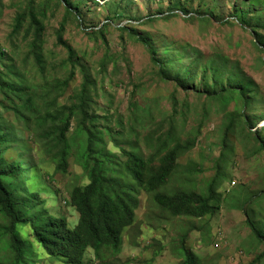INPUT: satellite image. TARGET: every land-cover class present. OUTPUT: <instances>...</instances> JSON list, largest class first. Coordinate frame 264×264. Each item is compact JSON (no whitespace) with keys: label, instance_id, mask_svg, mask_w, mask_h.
<instances>
[{"label":"rangeland","instance_id":"obj_1","mask_svg":"<svg viewBox=\"0 0 264 264\" xmlns=\"http://www.w3.org/2000/svg\"><path fill=\"white\" fill-rule=\"evenodd\" d=\"M32 1L38 10L46 2L0 0V123L9 133L4 159L25 169L18 186L39 193L70 228L77 225L70 195L90 182L82 158L86 140L77 131L84 116L102 129L98 150L105 147L122 161L125 151L150 156L173 124L176 140L195 145L178 158L161 190L207 195L213 184L221 202L214 215L174 216L140 189L121 253H108L102 263L88 249L85 263L181 264L186 248L201 264H264V244L247 224L251 218L264 228V0H71L82 18L51 0L39 12L40 65L27 33L30 17L15 30L16 15ZM64 19L66 45L59 41ZM3 76L18 84L26 77L37 117L25 104L27 95L10 91ZM222 86L233 92L229 101L218 98ZM70 107L77 114L67 135L68 170L62 171L53 133L59 123L47 115ZM233 112L244 116L232 121ZM125 182L134 183L130 177ZM7 225L0 213V264L11 261ZM18 230L32 251L29 264H66L36 243L29 226Z\"/></svg>","mask_w":264,"mask_h":264},{"label":"trees","instance_id":"obj_2","mask_svg":"<svg viewBox=\"0 0 264 264\" xmlns=\"http://www.w3.org/2000/svg\"><path fill=\"white\" fill-rule=\"evenodd\" d=\"M50 1L46 0L41 4L40 10L34 6V1H32L27 10L18 13L15 17L17 32L30 17L27 33L33 34L35 47L33 54L39 65L42 61L39 40L44 29L39 14L46 12ZM61 1L66 5L67 13L82 18L77 3L71 0ZM241 15L242 23L249 24L248 13L241 12ZM66 22L67 19H64L59 31V41L65 45L63 31ZM74 74L75 71L72 69L68 78L63 82L65 86ZM6 80L5 76L1 77L3 85L10 91L22 96L27 95L25 104L31 112V117H37L40 110L32 96L29 95L31 86L26 85L28 82L26 77H22L19 84L13 81L6 82ZM232 96V90L222 86V92L218 94V98L229 101ZM176 102L177 100L175 104ZM76 110V107H70L67 110L57 111L56 115H47L59 123L55 129L57 133L55 131L53 133L56 147L61 146L57 160L58 169L62 171H67L69 166L70 151L67 135L71 129L72 118L77 114ZM184 112L183 110L178 111V113ZM241 116L244 114L233 112L232 121L238 120ZM245 120H247L246 117ZM174 128L172 124L169 129V138L164 140L150 156L145 157L137 151H125L127 157L122 161L115 152L105 147L98 150L102 129L96 125L95 120L88 124L87 118L83 116L77 131L83 136V140H86L82 141L84 149L82 158L90 182L85 186L75 187L70 195V204L79 213L77 225L70 228L67 218L52 215L45 208V201L41 199L39 193H30L27 188L18 186L25 169L20 163L7 162L4 159L3 148L9 133L2 128L0 123V213L9 221V225L5 227L6 234L9 236L6 248L11 253V261L7 264L30 263L29 256L32 251L29 244L21 237L18 230L20 226L31 228L34 240L51 258L63 259L66 264H86V251L92 249L95 256L104 263L108 253L119 254L122 251L124 233L135 223L136 211L140 203L138 199L140 189L152 193L155 201L174 216L214 215L221 202L215 194L213 184L209 187L210 191L207 195L183 189L176 190L172 194L161 190L176 172L179 166L178 158L195 145L193 139H187L184 142L176 140ZM261 150L264 151L262 144ZM127 177H130L134 183H126L125 178ZM247 224L255 238L264 244V228L251 218L247 219ZM183 249L184 260L181 264H201L196 254L186 248ZM263 257L264 253L260 255L259 260Z\"/></svg>","mask_w":264,"mask_h":264}]
</instances>
